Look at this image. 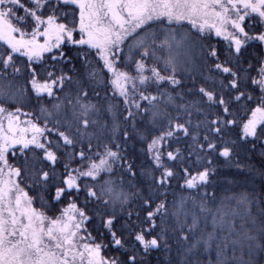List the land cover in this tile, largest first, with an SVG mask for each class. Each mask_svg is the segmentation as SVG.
<instances>
[{
    "label": "snow or ice",
    "instance_id": "snow-or-ice-1",
    "mask_svg": "<svg viewBox=\"0 0 264 264\" xmlns=\"http://www.w3.org/2000/svg\"><path fill=\"white\" fill-rule=\"evenodd\" d=\"M0 264H264V0H0Z\"/></svg>",
    "mask_w": 264,
    "mask_h": 264
},
{
    "label": "trees",
    "instance_id": "trees-1",
    "mask_svg": "<svg viewBox=\"0 0 264 264\" xmlns=\"http://www.w3.org/2000/svg\"><path fill=\"white\" fill-rule=\"evenodd\" d=\"M259 178H257V180H258ZM245 190V188L244 187H237V188H233V190L232 191H227V192H221L220 194L223 196V195H232L233 194V192H242V191H244Z\"/></svg>",
    "mask_w": 264,
    "mask_h": 264
}]
</instances>
